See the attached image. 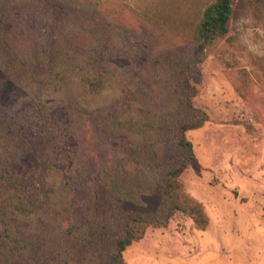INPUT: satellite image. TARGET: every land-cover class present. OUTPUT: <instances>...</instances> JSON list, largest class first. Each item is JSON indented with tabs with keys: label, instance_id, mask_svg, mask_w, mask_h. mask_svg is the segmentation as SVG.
Returning a JSON list of instances; mask_svg holds the SVG:
<instances>
[{
	"label": "trees",
	"instance_id": "1",
	"mask_svg": "<svg viewBox=\"0 0 264 264\" xmlns=\"http://www.w3.org/2000/svg\"><path fill=\"white\" fill-rule=\"evenodd\" d=\"M236 2L213 0L205 6L191 23L184 58L146 45L138 64L111 71V60L121 56L114 54V40L125 31L102 6L31 0L25 16L34 23L36 40L23 46L7 26L13 0H0V83L20 79L27 85L21 112L0 102V264H118L148 227L166 226L176 212L205 230L209 220L202 203L179 180L194 157L186 132L208 120L193 103L197 89L190 70L226 35ZM77 31L83 42L70 43ZM146 69L164 106L142 105L148 99ZM71 81L88 94L118 90L117 104L101 119L116 137L117 155L113 164L91 173L77 156L84 109L70 98L57 100ZM64 161L71 162L72 174L63 166L57 175ZM72 182L90 189V201L78 219L65 221ZM145 199H154L153 210ZM60 204V212L53 213Z\"/></svg>",
	"mask_w": 264,
	"mask_h": 264
},
{
	"label": "rangeland",
	"instance_id": "2",
	"mask_svg": "<svg viewBox=\"0 0 264 264\" xmlns=\"http://www.w3.org/2000/svg\"><path fill=\"white\" fill-rule=\"evenodd\" d=\"M74 1L102 6L126 32L114 40V54L121 56L111 60L108 69L116 71L138 64L146 45L184 58L191 23L213 0ZM236 4L226 35L206 48L203 61L190 70V82L197 89L193 103L208 114V120L186 132L194 157L179 180L202 203L208 225L197 230L189 217L176 212L166 226L148 227L142 239L122 252L118 264H264V0ZM11 6L7 26L12 37L23 46H33L36 29L25 16L32 9L31 0H13ZM83 38L77 31L69 42L81 44ZM144 83L148 99L142 105L164 106L162 91L148 69ZM26 92L25 81H3L2 107L21 112ZM56 95L59 102L70 98L84 109L77 155L83 166L91 173L113 164L116 137L101 119L117 104L118 90L88 94L71 81ZM63 166L72 174L71 162L64 161L57 175L64 173ZM73 184L65 198V221L78 219L90 201V189ZM145 200L147 210H153L154 199Z\"/></svg>",
	"mask_w": 264,
	"mask_h": 264
}]
</instances>
